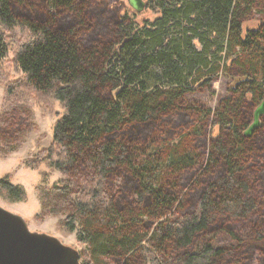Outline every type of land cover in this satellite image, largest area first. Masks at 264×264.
I'll list each match as a JSON object with an SVG mask.
<instances>
[{"label":"trees","instance_id":"16d2710c","mask_svg":"<svg viewBox=\"0 0 264 264\" xmlns=\"http://www.w3.org/2000/svg\"><path fill=\"white\" fill-rule=\"evenodd\" d=\"M146 7L158 15L137 22L109 0H0V59L20 32L18 80L61 106L38 160L63 176H39V215L75 232L78 264H250L264 115L243 131L264 98V0ZM220 76L231 95L215 108L185 100ZM0 196L27 193L4 175Z\"/></svg>","mask_w":264,"mask_h":264},{"label":"rangeland","instance_id":"374dc122","mask_svg":"<svg viewBox=\"0 0 264 264\" xmlns=\"http://www.w3.org/2000/svg\"><path fill=\"white\" fill-rule=\"evenodd\" d=\"M109 5L118 11L135 13L127 0H109ZM157 15L154 9L146 7L136 12L133 18L141 22L143 19L152 20ZM13 31L15 37L8 38L7 54L0 59V176L8 175L11 181L20 183L26 190L27 197L23 201H8L0 196V206L21 215L30 230L55 236L63 244L80 251L83 245L77 242L75 232H68L60 226L59 216L39 215L40 204L35 190L39 176L47 174L52 181L63 176L61 172L49 168L43 160H38L43 148L50 145L51 126L61 111V106L50 94L37 91L18 80L22 74L13 65L12 56L15 51L14 42L18 41L17 37L22 39L23 35ZM229 84L230 81L225 76H220L212 82L211 90L187 94L185 100L202 102L215 108L221 99L231 95ZM7 87H11L12 91L7 93ZM9 147L13 150L5 152ZM34 160L41 164L31 166L29 163ZM258 245L261 249L250 256V264H264V241Z\"/></svg>","mask_w":264,"mask_h":264},{"label":"water","instance_id":"95a60500","mask_svg":"<svg viewBox=\"0 0 264 264\" xmlns=\"http://www.w3.org/2000/svg\"><path fill=\"white\" fill-rule=\"evenodd\" d=\"M127 3L135 12L146 6V0ZM263 115L264 98L253 108L252 120L243 134L250 135L258 128ZM0 264H78V252L55 236L30 230L21 215L0 206Z\"/></svg>","mask_w":264,"mask_h":264},{"label":"flooded vegetation","instance_id":"af4514ba","mask_svg":"<svg viewBox=\"0 0 264 264\" xmlns=\"http://www.w3.org/2000/svg\"><path fill=\"white\" fill-rule=\"evenodd\" d=\"M261 125V124H260Z\"/></svg>","mask_w":264,"mask_h":264}]
</instances>
